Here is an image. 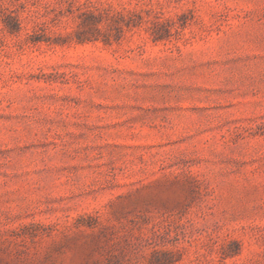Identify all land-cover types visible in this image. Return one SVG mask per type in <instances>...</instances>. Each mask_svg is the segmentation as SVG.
Wrapping results in <instances>:
<instances>
[{
    "label": "rangeland",
    "instance_id": "obj_1",
    "mask_svg": "<svg viewBox=\"0 0 264 264\" xmlns=\"http://www.w3.org/2000/svg\"><path fill=\"white\" fill-rule=\"evenodd\" d=\"M0 264H264V0H0Z\"/></svg>",
    "mask_w": 264,
    "mask_h": 264
}]
</instances>
